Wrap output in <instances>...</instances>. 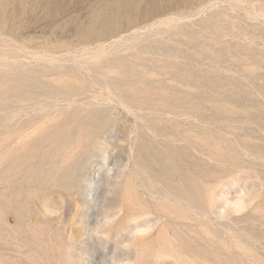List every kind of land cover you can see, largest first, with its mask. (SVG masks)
Masks as SVG:
<instances>
[{
    "label": "rangeland",
    "instance_id": "rangeland-1",
    "mask_svg": "<svg viewBox=\"0 0 264 264\" xmlns=\"http://www.w3.org/2000/svg\"><path fill=\"white\" fill-rule=\"evenodd\" d=\"M102 261L264 264V0H0V264Z\"/></svg>",
    "mask_w": 264,
    "mask_h": 264
},
{
    "label": "bare ground",
    "instance_id": "bare-ground-1",
    "mask_svg": "<svg viewBox=\"0 0 264 264\" xmlns=\"http://www.w3.org/2000/svg\"><path fill=\"white\" fill-rule=\"evenodd\" d=\"M65 1V0H64ZM152 0H150V2H151ZM146 2V1H145ZM54 3H55V1H54ZM61 6V5H60ZM140 7V6H139ZM141 8V7H140ZM3 13V12H2ZM8 13V12H7ZM137 15V14H136ZM5 21V20H4ZM120 21V20H119ZM130 23V22H129ZM130 26V25H129ZM116 27V26H115ZM114 27V28H115ZM100 28V27H99ZM4 30V29H3ZM107 30V29H106ZM22 84V83H21Z\"/></svg>",
    "mask_w": 264,
    "mask_h": 264
},
{
    "label": "clouds",
    "instance_id": "clouds-1",
    "mask_svg": "<svg viewBox=\"0 0 264 264\" xmlns=\"http://www.w3.org/2000/svg\"><path fill=\"white\" fill-rule=\"evenodd\" d=\"M105 226H106V225H105ZM102 264H103V261H102ZM125 264H129V262H128V261H126V262H125Z\"/></svg>",
    "mask_w": 264,
    "mask_h": 264
}]
</instances>
